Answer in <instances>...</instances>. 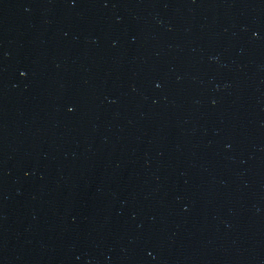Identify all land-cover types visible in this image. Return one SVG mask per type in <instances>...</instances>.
I'll use <instances>...</instances> for the list:
<instances>
[{
	"label": "water",
	"instance_id": "obj_1",
	"mask_svg": "<svg viewBox=\"0 0 264 264\" xmlns=\"http://www.w3.org/2000/svg\"><path fill=\"white\" fill-rule=\"evenodd\" d=\"M0 264H264V0H0Z\"/></svg>",
	"mask_w": 264,
	"mask_h": 264
}]
</instances>
